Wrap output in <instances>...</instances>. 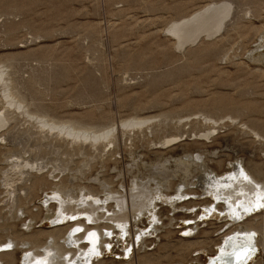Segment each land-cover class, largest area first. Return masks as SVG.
Segmentation results:
<instances>
[{
  "label": "rangeland",
  "instance_id": "374dc122",
  "mask_svg": "<svg viewBox=\"0 0 264 264\" xmlns=\"http://www.w3.org/2000/svg\"><path fill=\"white\" fill-rule=\"evenodd\" d=\"M223 1L0 0V63L12 61L11 77L27 103L32 102L30 110L97 128L118 125L133 116H153L146 125L120 128L113 138L92 145L89 140L74 141L39 130L33 119L15 112L8 130L3 131L7 133L6 141L0 143V166L6 165L5 155L8 161L30 155L46 163L44 174L47 172L49 180L54 175L52 185L86 186L100 197L105 190L101 184L124 193L135 180L147 189L158 180H167L157 194L154 211L161 216L163 227L149 237L150 250L135 243L134 259L145 255L151 260L147 264H200L196 261L211 257L208 253L222 233L229 227L245 229L254 216L240 222L210 216L198 220L192 240L179 236L194 222L195 214L203 212L204 201L212 200L200 195V187L191 183L205 172L224 175L226 181L234 172L231 163L239 168L244 164L242 167L264 180V46L257 47L264 36V0H225L233 7L226 26L182 47H177L166 29L175 20ZM262 41L264 44V37ZM203 115L213 120H203ZM207 130L210 135L203 138ZM176 135L182 139L164 144ZM182 159L183 165L178 163ZM164 166L168 172L156 174ZM183 180L187 190L183 188L185 195L175 204ZM21 184L19 181V189ZM47 187L49 184L31 188L28 193L22 188L13 209L6 200L0 202V241L19 234L18 242L44 241L42 231L53 228L46 217L55 207L42 204L44 195L51 192ZM77 187V191L83 190ZM160 194L171 196L172 205L158 199ZM0 195L3 200L5 189L0 188ZM145 214L135 228L152 224ZM29 223L32 228L27 230ZM146 242L149 245L148 239ZM192 242L183 254L174 248ZM202 243L203 255H197ZM257 259V264H264V251ZM96 261L101 260L93 264Z\"/></svg>",
  "mask_w": 264,
  "mask_h": 264
},
{
  "label": "bare ground",
  "instance_id": "6f19581e",
  "mask_svg": "<svg viewBox=\"0 0 264 264\" xmlns=\"http://www.w3.org/2000/svg\"><path fill=\"white\" fill-rule=\"evenodd\" d=\"M232 8L231 3L225 0L205 6L190 15L173 21L167 27L166 32H169L175 38L177 47H182L185 44L197 41L202 35L212 36L222 30L227 18L231 15L230 13H232ZM262 39L257 45L258 48L264 46ZM11 64L12 61L10 60L5 63H0V100L3 101V107L0 108V143H2L1 141H6L5 134L7 132L3 131L8 130L6 126L14 118L13 113L15 112L18 113V116L19 114L26 116V120H28V118L33 119L39 130L46 129L48 133H55L58 136H64L68 139L71 138L74 141L77 139L89 140L92 145H96L97 143L100 144L99 142L104 139L113 138L120 128L140 127L150 123L151 119L153 120V116H133L121 120L118 125H113L112 123L111 126L107 125L108 127L104 126L105 128H97L86 125L80 120L71 121L56 119L53 116L50 117L48 113L43 110L32 111L33 109L30 110L31 108L29 107V104L32 102L28 104L14 84V79L11 77L12 72L10 71ZM33 106L36 105L33 104ZM230 118L232 119V117ZM203 120L210 121L213 119L208 115H203ZM212 130H216V128ZM209 135L210 133L207 130L206 133L202 134V137L208 138ZM181 139V135H176L167 138L164 144H174ZM4 157L6 165L0 166V188L5 189L6 195L4 196L5 198L3 197V200L1 197L2 195H0L1 205L2 201L6 200V202H4L10 205L9 208H14L18 202V198L21 197L19 191H21L22 188L26 193L31 188V190H33L38 186L43 187L49 184L47 188H49L51 192L50 194L47 193L44 195L42 204L49 206V208L51 205L55 207L53 213L49 209L52 214L46 217L53 228L42 231V234L46 235L43 242L37 240L18 242L16 240L20 239V234L17 237L12 236L0 241V264L2 262H4V264H93L94 260H101L98 262L96 261V264H105L106 261L102 260L103 258H111V262L120 261L119 264L151 263V260L145 255H140L139 258L136 257V259H134L133 255L138 248L135 243L141 242L140 244L144 246L145 250H150L151 248H148V246L152 243L149 237L156 236L160 228L163 227L161 216H158L154 211H156L155 209L157 206V194L162 192L161 189H163V185L167 180L163 183H160L158 180L156 186L149 189L142 184L143 182L135 180L133 186H130L124 193L119 190H110L108 186L101 184L103 190H105L104 196L100 197V194L97 195L99 192L94 194L91 188L86 186L52 185V179L55 180L54 175H50V181L47 172L44 174V170L47 168L46 163L38 161L37 159H32L30 155H17L14 159L9 158V161L6 155ZM197 157L201 159L200 154H197ZM189 162H193V160ZM178 163L183 165L184 160L182 159ZM0 165H2V159H0ZM231 166L234 172L232 171L233 173H230L226 181H223L224 175H215V172H205L200 173L201 175L199 174L200 176L197 177L196 181L191 183L192 186L197 185V188L200 187V195H209L212 200L208 197L206 201H204V205L201 207L203 212L195 214L196 216L192 219L194 222L185 226L182 229L183 233L179 236L192 240L199 229V224H197L198 220L204 218L208 219L210 216L215 217L218 215L223 218L228 216L233 222L243 220L246 216L254 217L248 220L246 225V222L244 223L246 228H241L243 230L237 227H235V229L237 228L238 230H234L229 227V230L222 233L219 240L215 242V247L212 249V252L208 253V255L211 254L212 256L210 255L211 257L204 258V262L196 261V263L257 264V254L260 253V251H264V207L258 206L264 205V180L258 179L252 172L242 167L245 166L244 164L242 166L240 165L241 168H239L236 163H231ZM54 168L56 167L52 166V169ZM31 169H34L36 173L32 174L31 171L33 172V170ZM166 170L168 172V168L164 166L160 171L157 172L156 170V174L160 175L162 173L163 175ZM227 172L229 171H226V173ZM248 177H250V179ZM158 178L160 179V177ZM19 181L22 183L21 185H23L20 189L18 188ZM27 181L30 183L28 184ZM166 184L164 186H166ZM187 184L188 183L183 180V182H181L182 186H176L177 190L181 192ZM76 187L82 188L83 190L77 191ZM190 188H192L191 185ZM183 191L177 195L178 197H173V202L177 199L179 201L182 200L181 198L185 195ZM191 191L192 189L190 192ZM102 193L103 192H101V194ZM164 194H160L161 196H159L158 199L162 200L163 198L164 201L168 200L171 202V196L167 197L164 196ZM174 203L173 205L176 204ZM188 208L189 207L186 209ZM9 210L11 211V209ZM17 210L15 212H17ZM145 213L149 214V216ZM142 214L143 217L145 214L150 218L148 221L152 224L146 227L144 226L141 229L135 228L134 225H136V222L140 219ZM153 214L157 220H155V217L151 218ZM256 215L262 217L260 218ZM79 217H82V220L79 219ZM256 218H260L259 223H254L253 220ZM258 220L259 219L255 221ZM203 221L204 220H202V222ZM90 223L93 224V226ZM26 228L30 230L32 228V223H29ZM78 228L81 229V231H76ZM192 232L193 234H191ZM89 233H95V236H89ZM144 238H146V244L143 242ZM58 239H62L61 243ZM147 239L150 242L149 245H147ZM196 243L199 244L197 241ZM191 244H194V242L190 244L181 243L174 248L178 253L183 254L184 251L186 252V250L190 248ZM203 244L204 243L200 245L201 247H199L197 255H203ZM8 245L11 246L8 247ZM18 249H20L19 256L16 259L14 254ZM240 254L243 255L242 258L238 257ZM4 260H6V262Z\"/></svg>",
  "mask_w": 264,
  "mask_h": 264
},
{
  "label": "snow or ice",
  "instance_id": "6c2138e0",
  "mask_svg": "<svg viewBox=\"0 0 264 264\" xmlns=\"http://www.w3.org/2000/svg\"><path fill=\"white\" fill-rule=\"evenodd\" d=\"M247 178V177H246ZM259 207H264V205H258ZM75 219V218H74ZM76 231H81V229H76ZM110 235V233H109ZM89 236H95V233H89ZM11 245H8V247H10Z\"/></svg>",
  "mask_w": 264,
  "mask_h": 264
},
{
  "label": "water",
  "instance_id": "95a60500",
  "mask_svg": "<svg viewBox=\"0 0 264 264\" xmlns=\"http://www.w3.org/2000/svg\"><path fill=\"white\" fill-rule=\"evenodd\" d=\"M238 257H239V258H242V257H243V255H241V254H240ZM238 257H237V258H238Z\"/></svg>",
  "mask_w": 264,
  "mask_h": 264
}]
</instances>
